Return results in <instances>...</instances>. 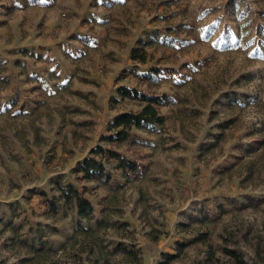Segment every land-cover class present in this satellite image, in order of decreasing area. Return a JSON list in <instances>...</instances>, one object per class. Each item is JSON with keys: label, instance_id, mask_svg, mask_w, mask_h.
Masks as SVG:
<instances>
[{"label": "rangeland", "instance_id": "374dc122", "mask_svg": "<svg viewBox=\"0 0 264 264\" xmlns=\"http://www.w3.org/2000/svg\"><path fill=\"white\" fill-rule=\"evenodd\" d=\"M121 86L163 99L164 120L107 141L141 108ZM85 157L101 177L76 171ZM229 250L264 264V0H0V264Z\"/></svg>", "mask_w": 264, "mask_h": 264}, {"label": "trees", "instance_id": "16d2710c", "mask_svg": "<svg viewBox=\"0 0 264 264\" xmlns=\"http://www.w3.org/2000/svg\"><path fill=\"white\" fill-rule=\"evenodd\" d=\"M136 56L135 52L131 53L132 58H136ZM117 92L120 96L138 100L141 103V108L136 112L126 111L115 115L110 122V128L114 129L116 133L115 136H105L107 141H122L126 139L128 132L132 127L145 128L151 124L159 125L163 123L164 118L157 108V106L161 105L163 102V99L159 96L146 95L135 89H129L126 86L119 87ZM98 150L104 151L100 146L97 147L96 151ZM91 152H95V149L91 150ZM105 152L109 154V157L118 160V166L120 168H124L128 164L129 169L131 171L134 170L135 166L131 163L129 164V161H126L125 157L121 156L118 152L110 149L105 150ZM76 171L81 172L84 179H95L102 176L103 165L93 157H85L77 162ZM65 187L66 189L71 190L72 193H68V191H60L64 200L75 204L79 216L88 217L92 212V205L89 200L79 194L72 185L68 184ZM227 252L233 260L231 264H249L237 251L229 250Z\"/></svg>", "mask_w": 264, "mask_h": 264}]
</instances>
